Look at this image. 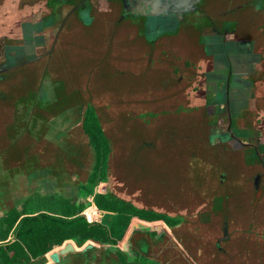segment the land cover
Returning <instances> with one entry per match:
<instances>
[{
	"label": "water",
	"instance_id": "water-1",
	"mask_svg": "<svg viewBox=\"0 0 264 264\" xmlns=\"http://www.w3.org/2000/svg\"><path fill=\"white\" fill-rule=\"evenodd\" d=\"M38 1L41 3L35 10V15L22 21L23 23L30 20L32 29H35L32 34L34 38L30 45L22 48L26 38L20 24L16 26L19 27L18 33L21 34V38L14 39L10 48L7 46L3 50L4 42H0V105L3 104L0 106V113L3 116L0 118L2 126L0 129V131L2 130L0 134V219L8 217L12 211L17 210L19 203L24 204L36 194L44 198L54 194L69 198L78 189L83 190L88 183L95 163L94 149L89 145V139L83 131L84 114L88 105L95 108L93 100H99L103 104L105 101L108 102L105 105L108 109L113 108V105L114 108L119 109L121 120L125 121L126 127L125 130L123 128L121 130L127 131L129 129L128 132L138 133L141 140V147L139 148L141 159L148 160L149 164L162 165L160 162L169 156L168 160L181 162V164L175 162L174 164L176 167H183L184 183L182 185L167 184L171 188H164L162 191V186H154L153 183L141 184L133 174V163L125 165V158L129 157L130 154L133 156L134 153L130 151L131 149H123L120 146L123 134L121 136H107L103 122L98 116L104 136L109 143L110 153L107 160V180L105 183L98 181L94 196L106 194L109 191L117 199L138 210L152 211L181 220L178 226L170 229L173 231L180 229L182 223L185 222L186 206L190 203L189 196L194 194L193 200L199 204V210H196V213L200 214L202 210L205 212L203 215L200 214L202 223L206 224L209 229L213 227L214 231L216 228L219 229V225H222V227L220 226L221 232H223L221 240L226 239L229 235L232 239L231 230L233 226L231 220L233 212L239 215L247 214V210L252 209L248 203H254V211L261 209L262 205L264 206L263 201L259 199L260 184H255L256 193L253 202L246 200L248 189L245 188L244 200L238 202L234 199V196L237 195L230 189V181H227L230 168H219L211 176L207 167L198 164L199 152L197 149H191L188 159L186 158L187 149L186 153L185 149H172L170 151H168L169 149H150L160 143L156 136L157 130L165 133L167 131L160 123L161 117L154 120L155 124L149 126L144 125L139 120L141 113L152 111L145 107L150 106V103L144 104L143 97L137 99L120 96L118 98L113 93L107 94L105 97H97L99 92L88 85L84 88L88 89L89 92H85L84 96L76 101L73 106H71L70 101L60 102L59 99H56L57 88L60 89L67 82L66 77L61 74L57 56L65 54L66 42L70 43L66 36H60V34L65 23L71 21L73 13L79 10L80 6L73 7L78 0ZM90 1L83 0L81 3ZM97 2L99 3L98 6L116 7L115 9H118L117 18H124V11L131 13L130 16L134 18H139L141 21L136 25L140 28L138 35L142 38L144 36L149 44L153 41L154 34H173L182 27L191 26L184 21V16L195 13L201 14L211 24L215 23L212 19L221 21L235 19L234 12H238V14L240 12L247 13L255 26L253 29L255 34L257 33L256 26L264 22V0H229V4L225 5L220 0H213L209 6H207L208 0H97ZM219 5H222V9L219 8ZM19 8L23 9V6ZM8 10L9 7L0 11V20L3 18L4 21L8 16L6 14ZM6 24L10 25L11 23L8 20ZM224 25L228 27L226 34L223 35L226 37L224 39L227 40V37L233 32L235 33L234 28L237 24L236 22H226ZM15 27L10 32L8 30L7 35L14 34L17 30ZM54 28L56 30L51 31ZM47 33H54L53 38ZM2 35L6 36L3 30L0 31V36ZM50 38L52 40H49ZM251 38L255 39V37ZM228 43H231L232 47H234L233 44H237L234 40L233 42L225 41V45L220 44L224 45V49H228ZM11 48L17 49L12 51ZM54 61L57 64L53 63ZM30 65L34 68V73H32L34 78L30 81L26 79L23 85H21L22 83L19 84L14 90L18 94L9 95L7 89H2V83L8 82L11 72ZM222 66L225 68L224 61ZM227 67H230L229 64ZM72 90H74L73 87ZM49 92L52 93V96L48 95ZM113 96L114 101L112 100ZM52 101L54 102L52 103ZM54 103L58 105L62 103V107L56 111L50 109ZM139 107H142L141 110H138ZM95 110L97 109L95 108ZM21 111L23 115H21ZM176 118L174 117L173 122L179 125ZM179 126L175 127L179 128ZM169 132L171 133V131ZM11 145H13V149H18V154L11 155L13 154L10 151ZM153 150L154 153H152ZM207 154L209 155V152ZM146 155H148L147 158H145ZM167 161L162 166H166ZM209 167H213V165ZM198 173L201 174V177L205 175L204 180L199 179ZM185 174L187 178H185ZM208 177L214 182L217 181L216 177H218V183L215 184L213 190L208 189ZM112 183L114 185L119 183V185L111 191L109 189ZM102 184L105 185L104 190L100 189ZM173 186H181V191L171 196ZM117 187L119 188L118 194L115 192ZM238 203H243L242 208L244 210ZM212 220L217 225H213ZM245 225L244 222L242 224L244 229ZM244 236H249V234L246 232ZM170 239L174 242L176 251L188 260L189 256L181 245L182 240L178 242L173 236ZM241 241L248 240L242 237ZM74 243V241L65 242L62 246L56 247L44 256L33 260L30 264H73V262H76L75 264H103L104 258H110V264H120L117 258L106 253L105 246L97 242L89 240L81 246ZM239 245L242 247L240 240Z\"/></svg>",
	"mask_w": 264,
	"mask_h": 264
},
{
	"label": "rangeland",
	"instance_id": "rangeland-1",
	"mask_svg": "<svg viewBox=\"0 0 264 264\" xmlns=\"http://www.w3.org/2000/svg\"><path fill=\"white\" fill-rule=\"evenodd\" d=\"M220 1L224 5L229 2V0ZM40 3L41 2L38 0H32L31 2L29 0H0V11H2L4 8L6 10L9 7V10L6 11L8 16L4 19V21L2 20L3 18L0 20V31L3 30L6 36L2 35L0 37H8L12 39L20 38L21 34L18 33L19 27L16 26H19L20 24L21 29H23L25 34L24 37L26 38L24 41V46H29L30 42H32V39L34 38L32 34L35 29H32L30 20H27L23 23L22 21L24 19H30L32 16H34L35 10L38 8ZM22 6L23 10H21L22 8H19ZM219 8L222 9V5H219ZM108 9L113 10L109 5H102L101 10H96L101 14L100 16L102 17L97 18L93 26L86 31L80 30L78 31V34L75 35V33H72L71 26L70 35L66 36V39L70 41V43L66 42L67 47L64 49L65 54H59L57 56L59 58L58 60L61 74L62 76L66 77L68 83L66 82L65 86H63L64 88H57V91L55 92V94H57L56 99H59L60 102H64V100L70 101L71 106H73L76 101L80 100L84 96L85 92H89L88 89L86 90L84 88L88 85L99 92L97 97H105V95L107 96V94L112 93L118 98L120 96L133 97L137 99L139 97H143L144 104L148 102L150 103V106L145 107L151 109L152 111L141 114L139 113V120H141L144 125L149 126L150 124H155L154 120L161 117L160 123L162 126H164V130L167 131L165 133L163 131L157 130L156 136L160 140V143L155 145V147H151L150 149H169L168 151L172 149H185V153L187 149V159L191 149H197L199 152L198 164H201L202 167H207L211 176L215 174L219 168H230L228 176L230 180L232 179L236 183L235 184L232 182L230 189L235 195H237L234 196V199H236L238 202H242L244 199L241 195L245 193V190L237 183V181L239 180L240 176L246 175L248 173L241 167V163L236 161V154L230 149L231 147L228 149H218L216 147H211L206 139L207 133L204 127L202 126L201 128V125L197 127V124L194 122L197 121L199 123V121L203 119L204 111L199 104L198 110H196L194 106V103L197 100L196 97L198 92L194 93V91L191 90V87L194 84L191 82L189 85L187 75L184 74L186 69L183 67V61L184 59H187L184 58L185 54L183 51L189 52L190 55H187L193 58L194 62L200 64V66L207 65V61L204 59L203 54L198 51L196 46L194 48V43L196 41L193 40H195L197 36L193 39L192 37L196 34L191 28L187 29L188 27L185 26L180 29V36H176V38H173V40L172 38H168L165 40L166 42L164 41L165 43L170 42L174 46L173 50L176 51L175 56L177 59L174 61L175 64H173L178 71V74L174 75L173 72H166L163 68V71L166 72V75H168V80L165 82L167 85L165 89V84L161 81L164 78H160L159 76L158 78L157 76H154L155 71H152L151 69L154 65L150 63L151 61H147L148 57H151V47L150 44L145 40L144 36L142 38L138 35L140 29L139 26L136 27L135 25L132 27L127 23L120 24L116 22L114 20L116 18L115 14L107 11ZM233 15L235 17H232L237 19L239 23L236 34L233 36L234 39L256 37V34L253 33L255 26L253 25V21L249 18L247 13L244 14L243 12H240L238 14V12H234ZM84 18L87 20L85 15ZM8 20L9 23H11L10 25L6 24ZM14 27L15 30L17 29L16 32L14 34L7 35L8 30L10 32V30H12ZM55 30L56 28L51 31ZM47 34H49L48 36L52 38L54 36V33ZM52 38L49 40H52ZM11 45L12 43L8 42L9 48ZM16 49L17 48H15V50ZM161 50L163 49H160V51ZM152 55L154 56V60L155 56L160 55V53L153 52ZM157 59L158 61L161 59L166 60L164 57H157ZM53 63H55V61ZM148 67L151 68L148 70ZM213 72L209 73V77L210 79L215 78L217 80L218 77L215 73L213 74ZM32 73H34V68H32L31 65L19 70H15L9 74L8 82L2 83L1 87L2 89H7L9 95L18 94V92H15L14 90L19 84L22 83L21 85H23L26 79L28 81L32 80L34 78ZM179 76L183 77L181 81L178 80ZM171 83H174L172 88ZM72 87L74 90H72ZM258 93L260 97L264 96V89L262 88V90ZM48 95L52 96V93L49 92ZM112 100L114 101V96L112 97ZM93 101L95 103L94 106L97 109V115L103 122V127L105 128L107 136H121L123 134L120 146L123 149H131L130 151L134 153L133 156L130 154L129 157L125 158V165L133 163L132 169L134 171L133 174L135 175L136 180H138L141 184L147 185L148 183H153L155 184L154 186H162L161 191L164 188H171L168 187L170 185L167 184L172 183L182 185L184 183L183 167H176L174 164V162L180 164L181 162L175 160L172 162L171 160H168V156L167 159L160 162V164L163 165L165 164V161L168 160L167 165L162 166L149 164L148 160L146 161L141 159V154L139 153L141 140L139 139L138 133H133L131 131L128 132L129 129L127 131L121 130L122 128L125 130L126 127L125 121L123 122V120H121V112L119 109L114 108V105L112 106L113 108L108 109L105 106L108 104L106 101L104 104L99 100ZM53 102L54 101H52V103ZM240 106H242V103H240ZM59 107H62V103H59V105L54 103L50 106V109L56 111ZM141 108L142 107H139L138 110H141ZM161 110L163 112H159ZM21 115H23L22 111ZM2 117L3 116L0 113V118ZM174 117H177L176 119L179 125H182L183 122L184 124L180 127L174 123ZM175 126H179V128ZM1 128L2 126L0 121V129ZM177 128L178 130H176ZM169 131H171V133ZM1 132L2 130L0 131V134ZM175 132L177 133L176 135ZM12 146L13 145H11L10 151H12L13 154L11 155L18 154V149H13ZM143 152L144 150L142 153ZM154 152L155 151L153 150L152 153ZM208 152L209 155L207 154ZM148 155H146L145 158H147ZM237 163L239 165H237ZM212 165L213 167H209ZM198 176L199 179L204 180L205 175L201 177V174L198 173ZM185 178H187L186 174ZM216 180L217 181L214 182V180H210L208 177V189H215V184L218 183V177H216ZM119 183L115 185L112 183V186L109 190L112 191L114 187L119 185ZM100 189L104 190L105 185H100ZM115 190V192L118 194L119 188L117 187ZM180 191L181 186H173L171 196L177 194ZM76 195H79V197L77 200L72 201V206L78 207L80 205H84V210L82 212L89 213L92 220H97L100 213L92 207L91 200H93V194L86 196L84 194V190L78 189ZM193 196L195 195L193 194L189 196L190 203L186 206L187 212L184 220L185 222L182 223L181 228L169 231L168 236L163 238V241L160 245V247H164L168 250V254H170L168 257L172 256L176 261L175 264L187 263L185 262V258H183V256L173 247L174 243L170 239L171 236L176 238L178 242H180L179 240H182V247L187 252H191L190 257L197 264H206L205 261L210 260L213 254L216 256L218 255L217 257L220 259L219 251L216 249V243L218 240H220V237L223 236L221 233V225H219V229H217L215 226L216 231H214L213 227L209 229L206 224L202 223L200 214L203 215L205 212L202 210L200 214L196 213V210H199V204L193 200ZM145 198L151 200L148 197ZM88 200L89 203L87 202ZM57 203V200L44 198L36 194L35 196L31 197L28 202H25L24 204L19 203L16 211L21 212L26 210V212H35L36 210H51L62 213L64 205ZM238 204L241 209H243V203ZM212 224L217 225L214 220H212ZM255 242L248 240L245 241V244L249 247H253L251 248V251L254 252L256 248L260 247V245H258L260 243L257 241ZM170 247H172V249ZM164 258L165 256L163 255L162 257L157 258V260L162 264L174 263L173 260L172 262H167V260H164ZM238 258H240V260L243 259L240 255H238ZM247 259H251L252 264L258 263V261L255 259ZM207 264L210 263L208 262Z\"/></svg>",
	"mask_w": 264,
	"mask_h": 264
},
{
	"label": "flooded vegetation",
	"instance_id": "flooded-vegetation-1",
	"mask_svg": "<svg viewBox=\"0 0 264 264\" xmlns=\"http://www.w3.org/2000/svg\"><path fill=\"white\" fill-rule=\"evenodd\" d=\"M82 1L83 0H78L77 3L74 4V8L78 6H80V8L73 13L74 15L71 21L65 23L60 36L70 35L71 26L72 33H75V35H77L80 30L86 31L93 26L97 18L102 17L100 16L101 14L96 11L101 10V6H98L99 3L97 0H91L87 3H81ZM212 2L213 0H208L207 6L211 5ZM226 4L229 3L227 2ZM115 8L116 7H113V10L108 9L107 11L117 16L118 9ZM130 14L131 13H125L124 11V18L116 17L114 20L120 24L127 23L134 27L133 25H137L141 20L130 16ZM84 15L87 20H85ZM212 20L215 23L211 24L199 13L184 16V21L191 25L187 29L191 28L196 34L192 39L197 36V38L193 40L196 41L194 43V48L196 46L207 61V65L200 66V64L194 62L193 58L187 55H190L189 52L183 51L185 54L184 58L187 59L183 61V67L186 69L184 74L187 75L188 84L190 85L191 82L194 84L191 90L199 94H197V100L195 99L196 102L194 106L196 110H198L199 104L204 111L203 119L200 120L199 123L197 121L194 122L197 124V127L199 125H201V128L202 126L204 127L207 133L206 139L211 147H216L218 149H228L231 147L230 149L234 153H244L242 158L243 162L240 163L242 165L241 167L246 170L248 174L240 176L237 183L241 187L249 189L250 200H255V184H260L261 194L259 199L262 200L264 197V96L260 97L258 92L261 91L262 88L264 89V22L256 26L257 33L255 39L241 38L243 39L241 40L237 38L234 39L233 37L239 26L237 19H225L223 21L219 19ZM226 22H236L237 24L234 28L235 33L233 32L232 35L227 37V40L224 39L226 37H223L228 28L224 25ZM180 29L173 34H154L153 41L150 43L151 57H148L147 61H151L150 63L154 65L152 66L153 68L150 67L152 71H155L154 76L164 78L161 81L164 82L165 89L167 86L165 82L168 80L166 72L171 71L174 75L178 74L177 68L174 66V61L177 59L175 56L176 51L173 50L174 46L170 42L165 43V40L168 38H172L173 40L176 36H180ZM230 32L232 31L230 30ZM233 40L237 42V44L232 43L234 47L231 46V43H228V49L223 48L225 41L233 42ZM13 41L14 39L12 38L0 37V42H4L2 45L3 50L8 46V42ZM169 46L170 48L168 49ZM22 48L24 49L25 46L23 45ZM160 49L163 50L160 51ZM11 50L16 51L13 48H11ZM153 52H159L161 56L157 55L153 60ZM157 57H164L166 60L161 59L158 61ZM223 61L225 63V68L222 66ZM228 64L232 69L227 67ZM150 68L148 67V70ZM163 68L166 72L163 71ZM211 72L217 75V80L215 78L210 79L209 73ZM182 78V76H179L178 80L181 81ZM173 84L174 83H171V88ZM240 103H242V106H240ZM237 165L239 164L237 163ZM102 173L103 174L96 176L97 182L103 180L102 177H104V172L102 171ZM227 181L235 183V181L232 179L230 180V178ZM86 192L87 191L84 190V194L87 196ZM244 194L241 195L242 198ZM50 199L57 200V204H69L72 206V201L63 200L61 197L54 196ZM92 199V207L98 210L96 206H94V193ZM249 205L252 206V209H248L250 216H235L239 219L237 225L241 228L234 229L233 227L232 239L229 237L230 235L228 232L229 236L226 239L224 238V240H221L223 238V236H221L220 242L216 243V249L219 251L221 257L220 261H222L224 257L227 260H231L233 263L238 262V255L240 253V247L238 246L239 240L242 247H247V249L244 250L250 252L251 248L246 244L244 245L245 242L241 241L246 232L250 235V240L252 241L255 238H262L261 234L264 232L263 228H260L261 226L259 227V221H257L256 216L253 215L255 212L254 203H250ZM112 207L116 210H98L100 213L99 218L91 222L99 223L106 220L108 224H112L113 220L119 215L126 220L129 219L125 226H121V228L118 229V233L113 238L115 243L110 241L106 243V245H103L108 255L117 257L121 264H162L157 258L163 255L165 256L164 260L168 259L170 255L168 254V250L164 247L163 249L160 245L163 238L168 236L170 229L175 228L172 222L167 219L155 218L152 215H140L135 212L131 213L132 211L127 208V211H124L121 210L124 209L121 205H112ZM119 212L122 213L118 214ZM83 213L84 212H82L81 215H83ZM249 221H251V226H249L248 229H244L242 224L244 222L248 224ZM143 226L151 227L152 229L144 228ZM221 233L223 234V232ZM13 240L14 235L10 240L4 243L2 242L0 245ZM230 244L231 247L235 249L231 254L225 250V247H229ZM81 245L82 244H78V246ZM173 247L175 248L174 245ZM170 248L172 249V247ZM187 255L189 256L187 260L188 264H197L190 257L191 252L188 251Z\"/></svg>",
	"mask_w": 264,
	"mask_h": 264
},
{
	"label": "trees",
	"instance_id": "trees-1",
	"mask_svg": "<svg viewBox=\"0 0 264 264\" xmlns=\"http://www.w3.org/2000/svg\"><path fill=\"white\" fill-rule=\"evenodd\" d=\"M83 131L89 139V145L93 147L95 152L93 171L88 183L83 188L87 191V195H91L98 183L96 176L103 174L102 171L104 172L102 181H106L107 160L110 153L109 143L104 136L99 117L95 108L91 105L87 106L84 114ZM87 202L89 203V200ZM94 204L98 210L102 211H115L116 209L112 205H121V207H124L121 210L124 211L129 209L132 211L131 213L135 212L140 215H152L155 218L167 219L175 225L174 227L181 223V220L163 214L138 210L132 205L117 199L109 191L105 195L96 194ZM83 210L84 205L73 207L64 204L61 217L46 213L32 215L34 213H26V210L22 212L12 211L9 217L0 219L1 240L6 241L9 234L12 231L14 233L13 241L0 245V264H30L33 260L51 251L53 246L60 247L67 241H74L79 245L89 240L101 245H106L110 241L115 243L113 238L118 233V229L125 226L129 221V219L126 220L119 215L113 220L112 224H108L106 220L99 223H89L86 217L81 215Z\"/></svg>",
	"mask_w": 264,
	"mask_h": 264
},
{
	"label": "crops",
	"instance_id": "crops-1",
	"mask_svg": "<svg viewBox=\"0 0 264 264\" xmlns=\"http://www.w3.org/2000/svg\"><path fill=\"white\" fill-rule=\"evenodd\" d=\"M235 154H236V161L243 162L242 158L244 156V153L243 152L242 153L241 152H238V153H235ZM106 180H107V178H106ZM102 182L105 183V181H102ZM247 192H248V195L246 196V200L251 201L252 199L250 200V191H249V189H248ZM59 195L60 194H54V195H51V196H48V197H45V198H51V197H54L55 196V197H61L63 200H66V201H74V200H77L78 197H79V195H76V193L74 195L69 196V198H64L63 196H59ZM235 201H236V199H235ZM262 201L264 203V197H263ZM248 204H250V203H248ZM39 211L40 210H38V211L36 210L35 211L36 213L35 212H28V213H34L32 215H36L38 213H46V214H49V215H52V216H56V217H58V216L61 215L60 212L51 211V210L50 211H48V210L47 211L46 210H41L40 212ZM44 211H46V212H44ZM96 211H98V210H96ZM236 215H239V214L233 212L232 220H231V223L232 224L231 225L234 227V229L235 228L238 229L240 227V226L237 225L239 219L235 217ZM242 215L250 216L249 210H247V214L243 213ZM253 215L256 216L257 221H259V227L261 226L260 228H263V231H264V206L262 205V208L259 209V210H257V212L255 211ZM260 223H261V225H260ZM249 226H251V221H249L248 224L246 222L245 229H248ZM13 235H14V233L12 231L9 234V236H8V238H7L6 241L10 240V238ZM261 237L262 238H255V237H253V238H255V239H253V241H257L258 243H260V244H258V245H260V247L256 248L254 252H249V251L247 252V250H244V249H247V247H244V246L243 247H240V249H239L240 250L239 255L243 259L240 260V258H238V262L237 263H233L231 260H227L224 257H223V260L220 261V259H218V257H217L218 255L216 256L214 254H213L212 258L210 260H208V261H205V263L207 264L209 262L210 264H252V260L251 259L250 260L247 259V258H252V259H255L256 261H258L257 264H264V232L261 234ZM244 238H246L247 240H250V235L249 236H244ZM6 241H2L1 238H0V243H2V242L4 243ZM250 241H252V240H250ZM244 245H245V243H244ZM238 246H239V244H238ZM250 248H253V247H250ZM53 249H56V247H54ZM225 250H227V252H229V254H231V252L235 251V249L231 247V244H230L229 247H225ZM111 256H114V255H111ZM115 258H117V257H115ZM117 260L120 263V260L118 258H117ZM172 260L174 262L172 264H175L176 261H175V259H173L172 256L171 257H168L167 262H170V261L172 262ZM103 261H104V264H110L111 259L110 258H107V259L104 258ZM185 262L188 264V262L186 261V259H185ZM75 263L76 262H73V264H75Z\"/></svg>",
	"mask_w": 264,
	"mask_h": 264
},
{
	"label": "built area",
	"instance_id": "built-area-1",
	"mask_svg": "<svg viewBox=\"0 0 264 264\" xmlns=\"http://www.w3.org/2000/svg\"><path fill=\"white\" fill-rule=\"evenodd\" d=\"M83 215L86 217L87 221L89 223H91L92 221H95V219L92 220L91 216L89 215V213H83Z\"/></svg>",
	"mask_w": 264,
	"mask_h": 264
}]
</instances>
